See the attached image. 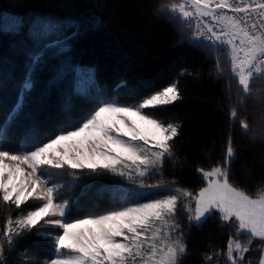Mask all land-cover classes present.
<instances>
[{"label":"snow or ice","instance_id":"obj_1","mask_svg":"<svg viewBox=\"0 0 264 264\" xmlns=\"http://www.w3.org/2000/svg\"><path fill=\"white\" fill-rule=\"evenodd\" d=\"M165 10L178 14L194 46L217 53L220 72L219 56H230L238 94L249 93L250 83L264 79V0H178ZM79 35L77 24L58 33L59 41L65 43L60 52L69 51L67 42ZM52 46L45 44L26 54L28 62L18 85V99L7 116L9 123L22 117L34 129L39 127L38 117L24 109ZM70 69L76 76L87 75L95 84V96L86 101L90 105L87 111L81 113L77 108L75 97L85 95L81 90L58 91L55 129L24 152L5 145L7 124L0 127V202L19 210L7 218L3 229L0 264L16 239L33 229L52 249L42 264H182L188 252V229L201 227L210 218L230 228L225 264H245L244 254L253 248L259 251L258 264H264V184L249 191L231 180L235 158L231 142L222 160L196 167L204 182L198 191L169 187L164 179L165 165L179 162L175 153L179 125L157 118L155 110L182 98L178 82L143 96L130 90L126 99L108 100L95 83L94 69L79 64ZM68 71L62 63L48 80L38 97L41 105L48 103L50 91L63 82ZM126 87L120 81L114 90ZM231 116L237 117V112L232 111ZM240 126L247 133L249 124L240 121ZM49 168L70 169L77 179L109 173L130 187L107 210L73 215L74 198L60 199L63 185L52 182L46 174ZM29 202L35 203L25 210L22 206ZM24 259L27 264L31 258L25 255ZM213 262L214 255L206 254L204 264Z\"/></svg>","mask_w":264,"mask_h":264},{"label":"trees","instance_id":"obj_2","mask_svg":"<svg viewBox=\"0 0 264 264\" xmlns=\"http://www.w3.org/2000/svg\"><path fill=\"white\" fill-rule=\"evenodd\" d=\"M176 2L178 0H0V127L7 124L5 145L13 151H22L46 139L56 127L57 92L74 87L75 74L70 65L93 66L95 83L104 90L108 100L126 99L130 90L143 96L173 81L178 82L182 98L174 105L155 110L157 118L179 125V135L175 138L179 162L166 164L164 168L168 185L198 191L204 182L196 167H208L210 162L222 160L229 142L235 150L231 180L249 191L264 184V79L257 78L250 83L249 93L238 94L230 58L219 56L223 67L220 72L216 67L217 53L194 46L185 24L176 14L165 10V6ZM38 17L75 19L80 35L67 42L69 51L60 52L65 47L63 42L50 47L44 56L43 70L35 77V88L24 109L38 117L39 127L34 129L22 117L9 123L7 116L18 99V85L28 62L26 54L39 50L32 37ZM62 63L69 68L68 74L50 91L48 103L41 105L38 97ZM182 72L186 74L181 75ZM120 81H125L128 87L114 90ZM83 93V97H75L81 113L88 110L90 105L86 101L95 96V86ZM232 111L237 112V117L231 116ZM240 121L249 124L247 133ZM63 173L59 179L57 175L50 178L63 185L60 199L74 198L73 215L101 212L113 206L110 187L120 185L117 177L105 173L95 179L88 175L77 179L70 169ZM34 203L22 207L27 210ZM18 211L0 202V241L7 218L14 217ZM183 215L181 208V218ZM45 230L49 229H42ZM229 230V226L215 218L208 219L201 227L188 229V252L182 264H204L208 253L214 255L213 264H225L223 253ZM36 231L33 229L32 233L16 239L13 250L6 251L4 264H26L25 255L31 258L27 264H41L51 256L49 241L34 235ZM216 252L221 255L215 256ZM247 254L250 258L245 264L248 261L258 264L257 249L244 255Z\"/></svg>","mask_w":264,"mask_h":264},{"label":"rangeland","instance_id":"obj_3","mask_svg":"<svg viewBox=\"0 0 264 264\" xmlns=\"http://www.w3.org/2000/svg\"><path fill=\"white\" fill-rule=\"evenodd\" d=\"M14 15H17L16 13H13ZM71 24H77V20L75 19H69V20H59L49 17H38L36 18V22L33 26L34 34H32V37L35 41V43L38 45L39 49L42 45L51 43L52 45H61L63 42L59 41L60 37L58 36V33H60L62 30H66L68 25ZM227 59L230 58V56L225 55ZM82 68H92L95 70L93 66H81ZM95 84L92 82L91 79L88 78L87 75L82 76H76L74 77V87L78 88L82 92H88L89 90L93 89ZM26 150H22L20 152H24ZM46 174L49 176L57 175L56 178H60L64 173L63 170L60 173V170L55 169H47ZM118 181L120 182V185L113 187H110L112 190V197H110L111 202L114 201V199H119L123 195V191L126 187H130L129 184H127L125 181L121 180V178L117 177ZM52 182L55 183L53 179H51ZM169 187H177L174 185H168ZM116 192L117 195L114 197L113 193ZM234 227V226H233ZM259 243V242H257ZM246 261L248 258V254L245 256ZM42 264V263H41Z\"/></svg>","mask_w":264,"mask_h":264},{"label":"built area","instance_id":"obj_4","mask_svg":"<svg viewBox=\"0 0 264 264\" xmlns=\"http://www.w3.org/2000/svg\"><path fill=\"white\" fill-rule=\"evenodd\" d=\"M178 16V14H176ZM185 24V23H184ZM186 26V25H185Z\"/></svg>","mask_w":264,"mask_h":264}]
</instances>
